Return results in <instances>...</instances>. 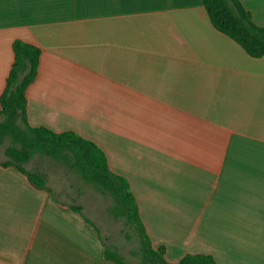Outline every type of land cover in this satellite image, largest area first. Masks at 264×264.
Listing matches in <instances>:
<instances>
[{"label": "crops", "instance_id": "1", "mask_svg": "<svg viewBox=\"0 0 264 264\" xmlns=\"http://www.w3.org/2000/svg\"><path fill=\"white\" fill-rule=\"evenodd\" d=\"M239 1L264 27V0ZM15 40L41 50L29 126L100 147L169 263L264 264V58L218 32L201 0H0V96ZM24 168L48 189L0 164V264H115L105 249L141 264L107 192L43 155Z\"/></svg>", "mask_w": 264, "mask_h": 264}, {"label": "trees", "instance_id": "2", "mask_svg": "<svg viewBox=\"0 0 264 264\" xmlns=\"http://www.w3.org/2000/svg\"><path fill=\"white\" fill-rule=\"evenodd\" d=\"M212 26L254 59L264 58V27L253 23L239 0H201ZM14 62L0 96V145L11 140L4 150L3 167H14L28 178L32 186L47 190L45 177L27 171L24 164L39 154L75 170L87 183L107 192L115 201L109 208L113 217H124L140 240L141 264H217L204 254H187L177 263L165 259V248L154 249L141 221L135 197L128 181L114 174L103 150L94 142L72 131L54 132L46 127H31L26 115V90L38 74L39 47L15 40L12 44ZM81 212L79 207H71ZM104 257L115 264H129L119 254L105 249Z\"/></svg>", "mask_w": 264, "mask_h": 264}, {"label": "rangeland", "instance_id": "3", "mask_svg": "<svg viewBox=\"0 0 264 264\" xmlns=\"http://www.w3.org/2000/svg\"><path fill=\"white\" fill-rule=\"evenodd\" d=\"M10 143H11V140H10V138L9 137H6L5 138V140H4V142H3V144L2 145H0V156L3 154V151L5 150V148L8 146V145H10ZM127 232H128V230H126ZM125 237H126V235H125ZM138 254V253H137ZM136 254V255H137ZM137 258L139 259V256L137 255ZM133 264V263H132Z\"/></svg>", "mask_w": 264, "mask_h": 264}]
</instances>
